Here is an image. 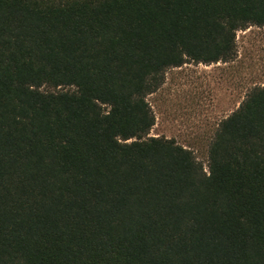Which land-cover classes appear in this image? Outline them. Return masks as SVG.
<instances>
[{
  "label": "trees",
  "instance_id": "trees-1",
  "mask_svg": "<svg viewBox=\"0 0 264 264\" xmlns=\"http://www.w3.org/2000/svg\"><path fill=\"white\" fill-rule=\"evenodd\" d=\"M253 25L264 0H0V264H264V84L207 167L148 100Z\"/></svg>",
  "mask_w": 264,
  "mask_h": 264
},
{
  "label": "rangeland",
  "instance_id": "rangeland-1",
  "mask_svg": "<svg viewBox=\"0 0 264 264\" xmlns=\"http://www.w3.org/2000/svg\"><path fill=\"white\" fill-rule=\"evenodd\" d=\"M237 57L230 62H190L167 70L148 100L156 116L150 136L174 138L207 167L210 141L222 119L255 86L264 84V26L237 32Z\"/></svg>",
  "mask_w": 264,
  "mask_h": 264
}]
</instances>
